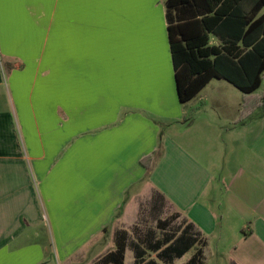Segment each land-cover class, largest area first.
Segmentation results:
<instances>
[{"label": "crops", "instance_id": "1", "mask_svg": "<svg viewBox=\"0 0 264 264\" xmlns=\"http://www.w3.org/2000/svg\"><path fill=\"white\" fill-rule=\"evenodd\" d=\"M166 12L0 0V264H103L124 232L135 264L143 213L192 225L204 264L213 240L264 264V121L239 120L226 80L181 103Z\"/></svg>", "mask_w": 264, "mask_h": 264}, {"label": "trees", "instance_id": "2", "mask_svg": "<svg viewBox=\"0 0 264 264\" xmlns=\"http://www.w3.org/2000/svg\"><path fill=\"white\" fill-rule=\"evenodd\" d=\"M165 5L181 103L193 100L212 80H226L244 95L239 118L244 121L251 109L248 96L264 83V14L259 16L264 0H165ZM211 35L219 38V46H210ZM142 163L151 169L155 159ZM178 218L159 219L167 227L162 239L153 240L151 235L133 239L135 264H174L193 249L195 254L186 264H204V242L192 225L182 223L179 236L170 233L169 223ZM129 236L118 235L116 250L103 264H124Z\"/></svg>", "mask_w": 264, "mask_h": 264}, {"label": "rangeland", "instance_id": "3", "mask_svg": "<svg viewBox=\"0 0 264 264\" xmlns=\"http://www.w3.org/2000/svg\"><path fill=\"white\" fill-rule=\"evenodd\" d=\"M232 89V97L234 101L233 106L237 109L240 102L239 98L244 95L235 86H233ZM248 97L250 98L249 102L251 109L248 117L244 119V121H246L245 124L247 123V128L250 130L261 128L263 125L262 121H264V83L253 96L249 95ZM166 228V226L159 224V218L154 213H143L139 219V226L137 227V230H135L131 235L136 241L145 239L147 235H151L153 240L162 239L164 237L163 235H165L164 229ZM168 229L171 231L170 233H174V235L179 236L184 230V225L182 224L181 219H173L169 223ZM229 249L230 248L223 247L218 241L213 240L206 250V264H230L228 256L226 255L227 251H230ZM191 255L192 254L190 253L184 259L177 260L174 264H185L188 259H190ZM151 256L157 259V255L155 253L151 254ZM127 264H131L129 257ZM160 264L164 263L160 262Z\"/></svg>", "mask_w": 264, "mask_h": 264}]
</instances>
